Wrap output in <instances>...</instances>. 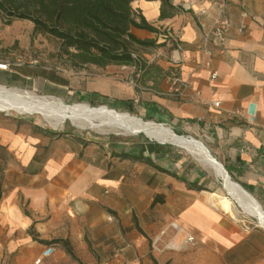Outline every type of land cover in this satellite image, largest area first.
Wrapping results in <instances>:
<instances>
[{"label":"crops","instance_id":"0c3cea01","mask_svg":"<svg viewBox=\"0 0 264 264\" xmlns=\"http://www.w3.org/2000/svg\"><path fill=\"white\" fill-rule=\"evenodd\" d=\"M170 2L172 13L161 18V0H134L136 13L158 31H131L157 43L167 40L166 33H177L180 52L165 43L158 47L163 56L135 73L125 65L94 63L76 69L34 64L0 68V84L67 102L107 99L120 106V100L130 99L142 117L202 142L264 209V0ZM222 4L231 27L224 51L214 50L209 69L200 64L198 47ZM175 52L183 60L180 80L173 84L169 55ZM144 137L157 147L149 156L162 170L143 162H135L131 170L128 159L100 158L80 146L64 160L50 159L23 175L24 182L7 193L0 190V264H35L48 246L54 251L39 264H154L150 254L159 264H264V227H246L230 218L238 201L217 176L183 146ZM34 155L32 151L24 164L28 169ZM131 172L138 175L130 178ZM132 183L139 185L134 189L139 200L151 184V202H170V217L181 225L171 239L173 247L153 243L163 230L159 219L151 216L146 224L140 213L132 212ZM219 190L227 194L221 197ZM188 235L194 239L189 241Z\"/></svg>","mask_w":264,"mask_h":264},{"label":"rangeland","instance_id":"374dc122","mask_svg":"<svg viewBox=\"0 0 264 264\" xmlns=\"http://www.w3.org/2000/svg\"><path fill=\"white\" fill-rule=\"evenodd\" d=\"M59 46V41L52 35L36 32L33 21L19 18L8 20L5 15L0 13V62L9 64V68L34 64L61 69H67L68 67L76 69L78 66L71 65L65 56L59 55ZM158 47L136 46L134 53L144 55V53L151 52ZM90 68V66L87 67L89 70ZM6 87L14 88L10 86ZM14 89L19 90V88ZM20 91H27L39 97H56L34 90L20 89ZM56 98L61 99L67 104L86 103L91 106L107 105L109 108L128 112L121 105L119 106L117 103L112 102H108L109 104L99 103L98 105H92L86 99L67 102L62 98ZM21 113L14 109L0 110V190L4 193L10 191L14 185L24 182L23 175L40 170L46 161L50 159H54L57 162L64 160L66 154L73 150L74 145H82L84 142L91 140L93 142L89 143L95 146H104L110 152L108 143L110 141L128 140L129 142H133L140 136H147L143 132H123L106 126L90 127L85 125L84 127H80L74 125L70 120L54 125L52 121L38 113ZM132 114L144 119V121L164 124L173 129V127L164 122L142 117L137 111ZM46 130H54L61 134L50 135L46 133ZM174 132L177 133L175 130ZM79 137L84 138V142H81L82 139ZM32 151L35 152V158L32 161L31 168L28 169L24 164L30 157ZM197 162L216 175L211 168L204 165L198 159ZM133 165L131 169L134 168ZM137 175V173L131 172L127 176L133 178ZM217 178L224 186L222 178L218 176ZM138 186V184L133 185L132 183L128 196L132 212L140 213V220L146 224H149L150 220L155 217L157 220L159 219L161 223L158 222V224L163 227V230L158 235L159 237L153 239V243L156 242L155 245L158 247H173L171 239H173L176 231L181 230V225L177 221V218L170 217V202L165 201L161 204L158 200L151 202L150 197L153 195L154 188L151 184H147V193L145 196L140 194L142 199L139 200L137 198L138 192L134 191ZM219 193L218 195L221 197L227 194L222 190H219ZM152 203H155V206ZM235 204V210L229 214L233 221L241 222L240 224L246 227L256 224L264 227L256 217L251 216L239 206L238 202H235ZM143 215L145 216L143 217Z\"/></svg>","mask_w":264,"mask_h":264},{"label":"trees","instance_id":"16d2710c","mask_svg":"<svg viewBox=\"0 0 264 264\" xmlns=\"http://www.w3.org/2000/svg\"><path fill=\"white\" fill-rule=\"evenodd\" d=\"M133 1L0 0V13L8 20L19 18L33 21L36 32L52 35L59 41V55L65 56L73 66L94 63L101 67L109 64H136L140 67L139 59L134 56L136 46L158 47L163 46L165 42L157 43L155 39H142L132 33V27L158 31L143 16L136 13L132 7ZM161 1L160 17L163 18L172 13L174 6L170 0ZM89 101L92 105L109 104L107 99ZM119 103L126 111L135 112L134 102L130 99L120 100ZM46 133L61 134L54 130H46ZM79 138L82 139L81 142H84V138ZM89 142L74 145L73 150H78L81 146L83 150H92L100 158L111 155V157L128 159L130 169L135 162H143L162 170L149 156V152L156 150L157 147L155 144H149L144 136L134 142L110 141L108 142L110 152L104 146H95ZM192 185L197 189L202 188L198 182ZM135 224L141 230L136 219ZM150 257L154 264H159L153 254H150Z\"/></svg>","mask_w":264,"mask_h":264},{"label":"bare ground","instance_id":"6f19581e","mask_svg":"<svg viewBox=\"0 0 264 264\" xmlns=\"http://www.w3.org/2000/svg\"><path fill=\"white\" fill-rule=\"evenodd\" d=\"M9 109L22 113H38L52 121L54 125L70 120L74 125L80 127L85 125L90 127L106 126L123 132H143L152 139L170 141L181 145L204 165L211 168L216 176L222 178L228 192L235 197L239 205L249 214L257 216L260 222L264 224V209L230 178L222 165L211 156L204 144L194 138L180 136L168 126L153 121H144L132 113L118 111L109 108L107 105L67 104L56 97H39L27 91L8 88L0 84V110ZM224 202L230 203L228 199H225Z\"/></svg>","mask_w":264,"mask_h":264},{"label":"built area","instance_id":"2783aa9c","mask_svg":"<svg viewBox=\"0 0 264 264\" xmlns=\"http://www.w3.org/2000/svg\"><path fill=\"white\" fill-rule=\"evenodd\" d=\"M230 27H231V22L226 12V5L222 4L220 6V11L218 16L214 19V22L205 30L203 41L198 47L201 54L200 64L203 67L212 69L214 50L217 49L220 52L224 51V44ZM165 36L167 39L165 43L173 46L176 52L182 51L183 45L179 39V34L166 33ZM176 52L169 55V59L173 66V70L171 72L173 84H176L180 80L179 79L180 64L183 60V57L180 54H176ZM134 56L139 59L138 61H140V67H138L136 64L125 65L132 70V73L139 71L142 65L150 66L151 64H153L156 58L163 56V52L160 49L156 48L147 55L134 53ZM0 68L8 69L9 64H7L6 62H0ZM216 76H217V71L212 70L211 77L215 78ZM129 81L133 83L134 78L131 76L129 78ZM215 104L217 105L218 102H215ZM256 226H260V225L256 224ZM187 239L189 241H192L194 237L192 235H188ZM53 251H54L53 246L46 247L42 251L41 256L35 260V264H39L44 257L49 256L50 254H52Z\"/></svg>","mask_w":264,"mask_h":264},{"label":"water","instance_id":"95a60500","mask_svg":"<svg viewBox=\"0 0 264 264\" xmlns=\"http://www.w3.org/2000/svg\"><path fill=\"white\" fill-rule=\"evenodd\" d=\"M248 111H249V113H251V114H253L254 113V111H255V104L254 103H251L250 105H249V109H248ZM156 140H158V139H156ZM159 141H161V140H159ZM165 142V141H164ZM221 164V163H220ZM222 165V164H221ZM222 167H223V165H222ZM224 168V167H223ZM226 171V170H225ZM227 172V171H226ZM230 176V175H229Z\"/></svg>","mask_w":264,"mask_h":264}]
</instances>
